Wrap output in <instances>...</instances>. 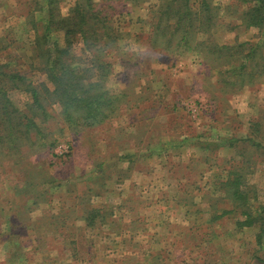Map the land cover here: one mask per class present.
<instances>
[{"label": "rangeland", "instance_id": "rangeland-1", "mask_svg": "<svg viewBox=\"0 0 264 264\" xmlns=\"http://www.w3.org/2000/svg\"><path fill=\"white\" fill-rule=\"evenodd\" d=\"M43 1L0 0V72L17 71L45 85L39 89L46 107L45 116H36L44 110L31 92L7 78L0 82L18 109L15 124L21 123L0 122V137L30 139L14 150L0 144V264H264L258 227L238 230V217L229 213L221 224L207 225L214 176L244 148L229 147L231 137L251 139L248 181L256 205H264V27L247 14L255 1L206 0L216 7L214 26L210 33L193 32L190 45L150 23L152 9L169 0H95L120 37L100 54L110 63L109 74L81 79L88 89L66 105L68 96L55 97L38 51L50 16L37 10ZM171 1L178 11L180 0ZM203 1L192 0L194 11L204 10ZM77 2L60 0L62 15ZM65 37L66 30L51 33L59 49L67 46ZM204 40L245 47L230 58L201 48ZM74 42L73 58L64 53V60L95 57L81 38ZM250 51L252 61L244 56ZM82 97L96 102L87 106ZM84 105L92 109L88 119L70 121L67 112L85 117ZM184 135L222 146H183ZM200 187V205L188 210L178 191ZM89 206L104 210L110 224L87 226L82 217ZM71 216L80 220L60 225L58 218ZM152 254L159 259L150 263Z\"/></svg>", "mask_w": 264, "mask_h": 264}, {"label": "trees", "instance_id": "trees-1", "mask_svg": "<svg viewBox=\"0 0 264 264\" xmlns=\"http://www.w3.org/2000/svg\"><path fill=\"white\" fill-rule=\"evenodd\" d=\"M103 1H124V0H103ZM128 1V0H126ZM144 0H131L132 3H140ZM206 0L202 2V7L204 10H197L194 11L192 0H180L181 5L179 6V10L174 7L173 2L171 0L167 1L168 5L160 4L158 7L152 9V12L149 14V19L151 18L152 25L154 22L157 25H154L153 28H161L158 29L157 33L162 35H175L178 37L180 43L191 45V38L193 36V32H200V33H210L211 28L214 26V19L216 18V7H212L213 5H208L205 3ZM251 1V0H250ZM256 6L251 10L249 9L247 14L249 15L250 22L251 16L255 18L253 23L257 27H264V0H254ZM60 0H45L43 4L40 6L38 5L37 10L46 11L50 13L49 20L46 23L43 34L39 41L38 51L45 57L43 62L44 70L47 71L48 77L51 82L54 83L55 88V97L57 93L60 95V92L63 96H68V99H64L62 102L66 105L68 102L76 100V96H78L82 90L86 91L88 89V85L84 82L88 79L92 80L94 74L96 77L99 74L107 75L109 74V67L110 63L103 60L100 54L105 53L109 48L117 44V38L120 37V33L115 34L113 30L115 28L111 27L109 24L107 14L104 16V13L96 8L95 0H78L76 5L70 9L68 15L65 17L61 13V9L59 8ZM150 8H153L152 6ZM165 8V9H164ZM160 9V10H159ZM175 17V22L172 23L171 19ZM154 20V21H153ZM184 21L192 24L195 29L190 26H185ZM66 23V28H62L63 23ZM173 26V27H172ZM212 26V27H211ZM66 30V37H65V44L67 46H63L64 48L59 49L57 47L58 41L51 40V33ZM98 30H102V33H99ZM112 33V34H109ZM100 35V36H99ZM81 38L84 41V50L91 54L95 53V57L93 59H86L84 60L81 57L74 56V60L68 62L64 60L63 55L64 53H68V56L73 58L71 50L75 47V38ZM189 45V46H190ZM201 48L208 49L210 51H225L230 53L231 57H236L237 54L241 53V48L245 47V44L242 43L237 46H219L218 44L212 43L209 44L205 40L200 43ZM251 48V47H250ZM256 50V48H254ZM245 59L248 61H252L251 58V51L247 54H244ZM87 60L90 63H87ZM82 61V62H80ZM84 65L83 67H81ZM249 64L247 65L245 61L242 63V68L246 67L247 69ZM236 72V70L232 69ZM1 71V70H0ZM85 81L81 83V79ZM8 79V83L19 89L24 91L31 92L35 102L38 104L37 106L43 109V114H37L36 116H45L46 115V107L42 104L41 101V94L39 87L45 88V85L38 86L33 84V82L28 81L25 75L19 72L15 73H5V71L0 72V82ZM89 85H93L91 81L88 83ZM7 95L3 92V88L0 87V122H3L9 126H19L18 123L15 124V113L17 112V108L15 105L10 101V99H6ZM55 97L53 99L55 100ZM60 100V99H59ZM67 101V102H65ZM81 101L84 102L87 106H90L96 102L91 98L86 99V97H82ZM109 104V102L107 103ZM85 106V105H84ZM68 107V106H67ZM86 107V106H85ZM85 117H77L71 115L67 112L70 121H79L88 119V113L92 111L91 108H83ZM191 135V134H190ZM190 135L182 136V145L190 146V147H199L204 150H211L213 146L219 150L221 149V144L216 141H200V139H196L198 141H191L194 139H188ZM28 136V135H27ZM16 135L13 133L8 135V139L6 137H0V144L3 145L5 148H10L12 150L19 149V144L24 141H29L30 139H18ZM171 142V141H170ZM158 144H161L159 141ZM258 144V143H254ZM52 144H49V147ZM227 145L229 147L239 148L240 146H244L243 150L239 152L242 161H236L237 158L230 157L226 160L227 164H230L229 167L223 169V171L214 176L215 182L213 183V190L212 196L215 200L210 204V213L211 218L207 225H217L221 224V220L226 217V215L234 214L235 218L238 217L236 221V228L238 230L243 229H251V227H258L259 231L256 235L257 244L259 246H263L264 244V205H256L257 199L254 190L252 189L253 186L249 185L248 177L250 173L248 171L249 165L252 167L253 162L251 161V157L247 158L249 150H251V139L248 136L243 138H236L231 137L227 140ZM217 152V151H216ZM195 155V154H193ZM130 163H134V157L128 158ZM193 161H198L195 159ZM205 161V160H202ZM249 164V165H247ZM252 173V171H251ZM196 188V187H195ZM188 188L181 191H178L182 200H184L183 205H187V209L189 210L192 206H199L200 203L196 201L197 195L202 192V188ZM28 199V198H27ZM222 201L223 203H227L226 207L219 208L218 203ZM29 201H24L23 203L28 204ZM73 209V206L69 207ZM89 212H84L82 220L86 222L87 226H91V228L96 229L98 223H105L110 224L109 219L100 210L99 207H92L89 206ZM201 212V210H199ZM102 215V217H101ZM55 217V216H53ZM74 219L75 221H79L78 217H62L59 219L61 226H64L63 220L66 219ZM107 218V220H106ZM106 220V221H105ZM135 222L134 220H130ZM50 224H52L50 222ZM99 229V228H97ZM212 232L215 235H218V231L213 229ZM128 252V251H127ZM126 252V253H127ZM151 260L150 263L159 258H154V255H150ZM257 257H259L257 255ZM159 262V260H158ZM42 264H47L46 261H43ZM160 264V263H159Z\"/></svg>", "mask_w": 264, "mask_h": 264}]
</instances>
